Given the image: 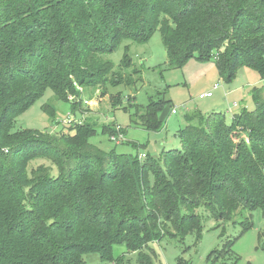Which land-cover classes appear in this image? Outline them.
<instances>
[{"label":"trees","instance_id":"1","mask_svg":"<svg viewBox=\"0 0 264 264\" xmlns=\"http://www.w3.org/2000/svg\"><path fill=\"white\" fill-rule=\"evenodd\" d=\"M156 31L170 66L214 60L227 83L240 66L264 81V0H0V264H84L88 253L117 264L118 245L139 264H154L151 243L181 242L188 233L201 239L199 207L216 221L238 211L264 218V85L251 90L254 110L230 123L214 113L187 117L181 148L161 161L104 153L88 143L95 127L86 124L67 134L12 132L15 117L46 89L74 113V84H129L127 47L117 72L104 57ZM163 104L151 99L139 116L136 107L147 131L160 129ZM102 132L124 136L114 126ZM45 159L51 167L28 172L30 162ZM251 228L246 220L242 233Z\"/></svg>","mask_w":264,"mask_h":264},{"label":"rangeland","instance_id":"2","mask_svg":"<svg viewBox=\"0 0 264 264\" xmlns=\"http://www.w3.org/2000/svg\"><path fill=\"white\" fill-rule=\"evenodd\" d=\"M126 47L132 66L123 73L129 84L106 88H83L74 84L75 93L68 96V102L76 104L74 113L69 104L56 101L52 91L46 89L35 103L15 117L12 132L27 130L51 135L64 130L67 134L71 126L86 124L95 127V134L88 143L104 153L144 154L161 161L164 152L181 148L178 132L185 127L187 117L214 113L223 115L225 122L230 123L233 115L254 110L251 90L264 85L259 74L245 66L238 67L228 83L220 78L214 60L199 61L193 57L179 68L170 66L159 31L143 44L119 43L111 55L104 57L113 64L115 72L121 69ZM209 92L211 97L198 99ZM115 96L118 106L111 104ZM158 98L165 100L158 115L161 126L157 131H147L140 125L138 116L149 100ZM44 106L53 109L55 117H50ZM136 107L140 109L138 116ZM173 109L176 114L171 113ZM193 122L198 124L196 120ZM103 126L124 131L123 140L110 141L102 132ZM39 165L51 167V162L32 161L28 172ZM52 169V174H56V168ZM149 180L152 181L151 175ZM195 213L203 226L201 239H196V233H188L181 242L166 237L159 243H151L148 249L153 254L145 253L152 256L154 264H264V218L259 210L238 211L231 221H216L204 207H199ZM246 220L252 222V228L242 233ZM112 257L119 259L117 264L140 262L137 254L128 253L123 245L112 248ZM84 264L113 263L102 262L97 253H88L84 255Z\"/></svg>","mask_w":264,"mask_h":264},{"label":"built area","instance_id":"3","mask_svg":"<svg viewBox=\"0 0 264 264\" xmlns=\"http://www.w3.org/2000/svg\"><path fill=\"white\" fill-rule=\"evenodd\" d=\"M263 82H264V81H263ZM215 88H216V87H215ZM211 96H212V94H211V92H209V93H206V94L200 95V96L198 97V99L209 98V97H211ZM171 113H172V114H176V109H173V110L171 111ZM117 130H119V129L117 128ZM123 137H124V136H123L122 134L118 133L117 136H111L110 140L113 141V142L118 143V142H121V141L123 140ZM139 158H140V159H144V158H145V155H144V154H141V155L139 156Z\"/></svg>","mask_w":264,"mask_h":264}]
</instances>
